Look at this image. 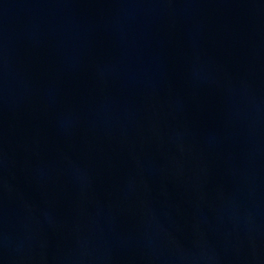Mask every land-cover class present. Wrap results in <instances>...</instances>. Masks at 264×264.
<instances>
[{
	"label": "water",
	"instance_id": "95a60500",
	"mask_svg": "<svg viewBox=\"0 0 264 264\" xmlns=\"http://www.w3.org/2000/svg\"><path fill=\"white\" fill-rule=\"evenodd\" d=\"M0 264H264V0H0Z\"/></svg>",
	"mask_w": 264,
	"mask_h": 264
}]
</instances>
